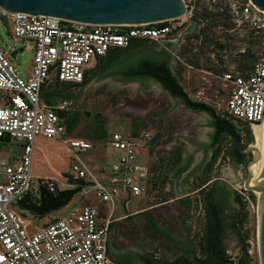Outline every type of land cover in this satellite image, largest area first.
<instances>
[{"label":"built area","instance_id":"built-area-1","mask_svg":"<svg viewBox=\"0 0 264 264\" xmlns=\"http://www.w3.org/2000/svg\"><path fill=\"white\" fill-rule=\"evenodd\" d=\"M183 3L186 9L181 16L140 25L80 24L48 16L12 15L0 9V19L12 24V42L25 40L33 47L32 65L24 76L0 50V141L7 138L9 142L22 145L20 154L12 161H0V264L114 262L108 248L109 231L114 223L131 213L114 216L113 197L127 196L122 201L125 209L131 195L152 201L148 196L149 183L155 177V168L171 152L172 141H167L169 131L148 122L146 111L141 113L143 123L137 129L128 123L125 128L112 131L107 144L114 158L109 177L100 180L78 156L91 149L92 144L67 136L65 119L75 110L73 99L45 103L41 91L52 83H66L70 89L80 87L97 59L116 48L156 42L170 50L169 46L177 43L173 51L176 54L185 45L187 36L198 33L206 25L207 15L215 16L201 0H183ZM228 7V14L237 22L233 30L241 29L238 26L242 25L250 32L264 33V11L257 10L249 0H230ZM192 23H196V27L188 33ZM197 39L201 42V34ZM214 76L226 92L220 114L244 130L237 135L244 145L248 142L246 128L252 132V127L260 125L264 117V57L254 58L246 67H233ZM37 137L60 140L66 146L73 158L68 175L73 181L89 183L102 208L83 205L63 217L41 224H35L27 216L29 212L17 205L25 194L28 193L37 204L41 186L53 195L62 189L83 187L69 183L68 178L67 185L60 186L56 178L47 176L38 178V187L32 184L31 161ZM228 139L229 146L233 140L231 136ZM244 165L245 161L235 164L238 177L235 182L227 183L240 205V213L235 218L236 231L241 237L238 258L243 254L247 264H258V203L256 194L244 187ZM230 259L234 260L232 256Z\"/></svg>","mask_w":264,"mask_h":264},{"label":"rangeland","instance_id":"rangeland-1","mask_svg":"<svg viewBox=\"0 0 264 264\" xmlns=\"http://www.w3.org/2000/svg\"><path fill=\"white\" fill-rule=\"evenodd\" d=\"M201 3L205 4L214 13L215 16L207 15V17L208 20L215 18L217 26L209 31L206 41H203L202 38L200 42L194 33L187 36L185 45L181 46L175 54L178 59L175 62L172 61L170 67L177 76L183 90L191 99L204 101L213 106L218 113H222L226 92L222 90L221 82L214 75L233 67L236 69L246 67L254 58L264 57V33L250 32L242 25L238 26L241 29L233 30L237 26V22L228 14L230 0H215L214 2L212 0H201ZM11 29L12 24L10 21L0 19V50L7 55L8 61L15 70L21 76H24L32 65L33 47L25 40L16 39L13 43ZM185 46L193 49V52L197 51L199 53L200 58L197 62L192 55L185 51ZM19 48H22V51H18L13 56L10 54ZM142 58L141 53H136L133 50L124 51L118 58L112 59L111 64L113 65L108 69L110 72L105 74L103 73L107 69H105V66L108 59L102 58L87 74L85 84L75 89H68L74 94L72 99L75 104L74 112L77 113V120L71 126L67 127L66 125V128H68L67 136L84 139L92 144L91 149L78 153V156L97 179L103 180L109 177L112 156L107 154V151H109L107 139L112 131L120 130L121 127H126L128 123L136 128V125H133L135 119L138 118L137 121L143 120L141 113L146 111L145 119L150 123L156 121V126L159 129L168 130L167 141H170L173 138L172 133L181 122V115L179 114L180 99L172 97L158 82L153 79L139 81L122 78L121 71ZM186 64L193 66L195 69L187 67ZM49 87L51 85L45 88L46 91ZM56 89L61 90L60 88ZM171 105L175 109L176 123H169L168 126L163 123L164 118H167L164 112ZM210 121L211 117L209 116L207 122L210 123ZM103 131L106 132V136L99 137ZM190 135L191 137L194 136L193 130H191ZM228 142H230L228 135L221 138L219 143L220 153L212 162L210 168L207 167L208 162L202 165L204 173H201V171L197 173L195 187L202 182V179L210 182L212 179L218 178L221 169L230 166L228 160L221 156V153L225 152L222 147H229ZM21 149V144L9 142L7 138L0 141V161H12L20 154ZM177 152L176 149L173 157H177ZM170 157L162 159L158 168L169 169L174 167L175 163L170 161ZM246 160L245 157L244 161ZM72 162L73 158L70 152L60 140L37 137L33 143L31 161V172L34 177L32 184L38 187L39 177L51 176L56 178L60 186L67 185L65 174L70 173ZM197 194L200 195L193 196L191 199L189 211L185 207H179L176 209L175 214L169 215L166 211L161 213L150 210L144 216L143 222L135 215L117 222L113 230L114 237L117 239L116 242L119 246L127 245L136 253H149L153 257L155 255L158 259L163 255H166L167 258L174 257L171 246L165 242L160 232L151 228L150 223L152 221L156 222L163 229H168L177 237H181L185 231L182 228L180 219L189 213L186 225L192 232L193 237L198 240L202 234L203 226V210L201 207V194L203 193L199 192ZM126 198L127 196L123 198L113 197L114 216L117 217L126 214V212L135 211L142 196L131 195L125 209L122 201ZM89 204L102 208L92 191L91 185L87 183L72 197L66 206L40 217L32 216L30 213L27 216L35 224H41L63 217L72 210H78L80 206ZM142 205L140 206L142 207ZM234 207L239 209V202L238 204L235 203ZM166 218L171 219L170 224H166ZM252 221L254 222V220ZM251 225L253 227V223ZM227 231L226 236H228L231 247L229 248L231 252L229 256H232L234 263L237 264L238 254L240 253V239L235 229L229 228ZM165 250L167 254H165ZM132 264L142 263L136 260Z\"/></svg>","mask_w":264,"mask_h":264},{"label":"water","instance_id":"water-1","mask_svg":"<svg viewBox=\"0 0 264 264\" xmlns=\"http://www.w3.org/2000/svg\"><path fill=\"white\" fill-rule=\"evenodd\" d=\"M259 11H264V0H249ZM0 9L8 14L15 13L40 15L61 19L66 22H75L90 25H140L156 23L176 18L184 14L183 0H0ZM196 23L188 28L192 33ZM177 43L170 46L175 51ZM22 48L12 51L13 56ZM165 90V89H164ZM169 93V90H165ZM213 120L216 117L213 116ZM247 129L248 142L242 144L235 130H232V139L238 153L247 158L244 165V187L253 191L257 197L258 213L256 221V243L258 264H264V117L257 130L261 137V176L252 182V166L259 160V153L255 147L254 136L249 127ZM217 178L213 179V181ZM81 190L74 186L59 190L55 195L39 187V202L34 203L29 194L21 197L17 205L34 216H43L51 211L66 206L72 197ZM223 263L234 264L230 259H223Z\"/></svg>","mask_w":264,"mask_h":264},{"label":"crops","instance_id":"crops-1","mask_svg":"<svg viewBox=\"0 0 264 264\" xmlns=\"http://www.w3.org/2000/svg\"><path fill=\"white\" fill-rule=\"evenodd\" d=\"M99 59H97V61ZM50 85L51 87H49L46 91L45 88ZM50 85L44 86L41 91V99L45 103H53L59 99L57 96H54L55 95L54 93L58 91V89L56 88L63 89L64 87H67V89H70V85L66 83H59V84L52 83ZM180 107L181 108L179 109V114L181 115V119H180L181 122L180 124H178V127L172 133V137H173L171 139L172 148H171V152L168 155L172 157V158L170 157L169 159L170 161L175 163V166L169 169H162L160 167L158 168V166L155 168V177L149 183L150 194L148 196L152 199L151 203L149 204L147 199L143 197L139 201L138 208L135 211L129 212L131 214L127 218H129L132 215H135L143 222L144 216L150 210L159 211L161 213L166 211L169 215L175 214L176 209L179 207H185L189 211L191 199L193 198V196H199L200 194L199 195L197 194L199 192L203 193L201 194L202 195L201 207H202L203 196L204 194H206V191L210 187V185L214 182L213 179L210 182L209 180L204 181V179H202V182L203 181L204 182L203 183L201 182L199 185L195 187V182L197 181V173L199 171H201V173H204L202 165H205L207 164L206 162L210 161L212 157V153L215 148V146L214 147L210 146L212 143L211 141L212 135L215 132L214 131L215 126H213V119L211 118L210 123H208L207 119L209 118L210 115L205 111L192 110L191 108L186 107L181 102H180ZM174 112L175 109L173 105L169 106L166 109V112H164L167 118H164L163 123L167 124L168 126L169 123L175 124L176 120H175ZM151 124L155 125L156 123L153 122ZM121 128H125V127H121ZM191 130H193L194 133V136L192 137L190 135ZM176 149L180 153V155L179 154L177 155L179 157V160L177 162H176L177 157L175 156L173 157ZM107 154L112 156L111 159L114 158V153L110 149L109 151H107ZM236 163L237 162L232 163V165L230 164V166L221 169L219 177L216 180L217 181V183L215 184L216 189H218V187L225 186L224 184L225 183L228 184L227 182L236 181L238 177L237 176L238 174L235 171ZM220 181H223L224 183L223 182L221 183ZM235 203H237V200ZM235 203H233V207L230 215L231 216L229 222L230 229L231 228L234 229L233 227L234 216L238 212L237 207L236 208L234 207ZM141 204H143L142 207L140 206ZM165 208L168 209L165 210ZM188 214L189 213H187V215L184 217L182 216V218L180 219L182 228L185 231L181 237H177L170 230L163 229L156 222L152 221V223L156 225L155 228L156 227L158 228V230L156 229L155 231H158L163 235L165 242L171 246L172 251L174 252L173 254L174 257L167 258L166 255L165 256L163 255V257L159 258L160 261L164 260L165 264H186L185 263L186 259L192 260V258L201 257L200 251H201L202 236H200L198 240L195 237H193L192 232L186 225ZM120 221L122 220H119L117 222ZM116 223L114 224L116 225ZM170 223H171V219L166 218V224H170ZM192 240L194 244L197 245L195 253H192L190 251V249L193 248L191 247ZM225 241H226V253L229 256L231 254L229 248L231 247H230V242H228V236L225 237ZM164 252L165 254H167L166 250Z\"/></svg>","mask_w":264,"mask_h":264},{"label":"trees","instance_id":"trees-1","mask_svg":"<svg viewBox=\"0 0 264 264\" xmlns=\"http://www.w3.org/2000/svg\"><path fill=\"white\" fill-rule=\"evenodd\" d=\"M217 26V20L215 18H211L210 20H207L206 25H204L203 27H201L199 29L198 33H194V35L198 38L199 34H201L203 41L207 40L206 38L208 37L209 31H211L212 28ZM142 47V43L139 44H133L131 47L127 48V49H121V48H116L113 50H110L107 55L105 57L102 58H106L108 59L107 65L105 66V73H109L110 71L108 69H110L112 67L113 64H111L112 59L118 58L121 54L124 53V51H129V50H133L136 53H141L143 55V58L140 59L138 62L127 66L124 70L121 71V76L123 79L125 80H139V81H144L147 79H153L154 81L158 82L163 89L165 90H169V94L172 97H178L181 101V103H183L186 107L191 108L192 110H196V111H205L206 113H208L211 118L212 116L216 117V121H213V126H215V132L212 135V143L210 146L214 147V151L212 153V157L210 159V161L208 162V168H210L212 166V162H214V160L216 159V157L218 156V154L220 153V147H219V143L220 140L223 136L228 135L231 136L232 138V129H234V125L232 124V122H229L228 120H225L223 118H221L219 116V114H216V109L211 106L210 104H207L204 101H197L194 99H191L186 92L183 90V87L181 86V84L179 83V80L177 78V76L172 72V70L170 69L168 64H158L156 62H153L151 59H149L147 56H144L145 53L143 52V50H141L140 48ZM185 51L187 53H189L190 55H192V57L195 58L196 62L199 60L200 55L197 51L193 52L191 48H187L186 46L184 47ZM100 58V59H102ZM99 59V60H100ZM249 64H247L248 66ZM92 70V69H91ZM89 70V72L91 71ZM88 73H86L85 77L87 76ZM54 96H57L59 99H68V98H72L74 96V94L67 89V87H64L61 90H58L54 93ZM44 96V94H43ZM77 120V113L76 112H72V114L70 113L66 119V125L71 126L72 124H74ZM137 119H135L134 124L136 125V129L139 127L140 124L143 123V120H139L137 121ZM68 129V128H67ZM106 136V132L103 131L102 133H100L99 137H105ZM233 140V139H232ZM231 157L233 158V160L237 163H240L242 161H244L245 157L240 155L238 153V151L236 149H234L231 152ZM180 155V153L178 152L177 155ZM179 160V157L177 156L176 158V162ZM207 169V168H206ZM207 171V170H206ZM65 177L68 178L69 183L72 184H78V185H85L87 183H85L84 181H73L72 178L70 177V175H68L67 173L65 174ZM224 186L218 187V189H216V187H214L212 189V191H210V193L208 192L207 194H204L203 196V202L205 204H209L210 203V197L212 192H216L217 190H223L224 191ZM227 194L229 192H226ZM237 200L239 202V199L237 197ZM240 210L238 209V212L235 214L234 216V221H233V227L236 230L235 227V218L239 215ZM156 226V225H155ZM156 229L158 230V228L156 227ZM237 232V231H236ZM239 239L241 241V237L240 234L237 232ZM194 240V239H193ZM193 240L191 241V248L190 251L192 253H195L197 245L194 244ZM204 255V252H201V257L199 258H192V260H185L186 264H206V261L202 258V256ZM136 259H140L144 262V264H155L153 263V259L152 257H147L144 258L140 255H135ZM118 264H123L121 261H116ZM237 264H247L245 257L243 256V254L239 257L238 263Z\"/></svg>","mask_w":264,"mask_h":264},{"label":"flooded vegetation","instance_id":"flooded-vegetation-1","mask_svg":"<svg viewBox=\"0 0 264 264\" xmlns=\"http://www.w3.org/2000/svg\"><path fill=\"white\" fill-rule=\"evenodd\" d=\"M171 46V45H170ZM169 46V48H170ZM145 53L144 56H147L153 62L158 64H168L170 67V63L172 61H176V56L173 51L169 50L162 44L156 42L143 43L140 48ZM174 59V60H173ZM171 69V67H170ZM87 77H85L83 84L86 83ZM82 84V85H83ZM162 87V86H161ZM178 98V97H175ZM216 114L229 122H232L234 125V130L236 134L244 133V130L238 129L237 124L231 120L226 119L221 116L220 113L216 111ZM213 119V116H212ZM214 121V120H213ZM216 121V120H215ZM233 130V129H232ZM215 131V128H214ZM210 140V139H209ZM212 141V139H211ZM236 149L234 141L231 142L229 147L225 149L222 156L228 160V164L235 163L233 158L231 157V152ZM217 181L215 180L210 187L207 189L206 194L215 187ZM224 191L217 190L216 192H212L210 197V203L205 204L202 202V210H203V226H202V242H201V251L204 252L202 258L206 261V264H227L223 263L219 259V254L223 255V259H230V256L226 253V233L227 229H229L230 215L233 207V203L236 202L237 196L233 191L232 187L229 184H224ZM226 192H229L228 194ZM238 203V200H237ZM114 225H112L109 231V254L115 263L116 261H121L123 264H132L136 260H139L142 264L144 262L140 259H136L135 255H140L144 258L152 257L153 263L155 264H165V261H160L155 255L154 257L149 253H136L135 250L128 247L127 245L119 246L116 242L117 239L114 237ZM150 226L153 230H156L155 225L151 222ZM199 258V257H196ZM232 260V259H230ZM118 264V263H117Z\"/></svg>","mask_w":264,"mask_h":264},{"label":"bare ground","instance_id":"bare-ground-1","mask_svg":"<svg viewBox=\"0 0 264 264\" xmlns=\"http://www.w3.org/2000/svg\"><path fill=\"white\" fill-rule=\"evenodd\" d=\"M259 125H254L252 127V134L255 140V147L259 153V160L252 166V182L256 181L261 176V167H262V159H261V137L257 130Z\"/></svg>","mask_w":264,"mask_h":264}]
</instances>
